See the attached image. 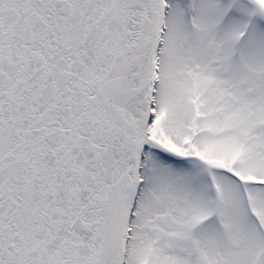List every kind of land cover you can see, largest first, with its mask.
Listing matches in <instances>:
<instances>
[{"label":"snow or ice","instance_id":"snow-or-ice-1","mask_svg":"<svg viewBox=\"0 0 264 264\" xmlns=\"http://www.w3.org/2000/svg\"><path fill=\"white\" fill-rule=\"evenodd\" d=\"M0 264H264V0H0Z\"/></svg>","mask_w":264,"mask_h":264}]
</instances>
